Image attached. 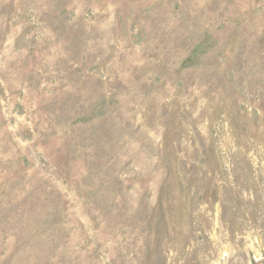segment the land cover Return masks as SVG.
Returning a JSON list of instances; mask_svg holds the SVG:
<instances>
[{"label":"rangeland","instance_id":"1","mask_svg":"<svg viewBox=\"0 0 264 264\" xmlns=\"http://www.w3.org/2000/svg\"><path fill=\"white\" fill-rule=\"evenodd\" d=\"M0 264H264V0H0Z\"/></svg>","mask_w":264,"mask_h":264}]
</instances>
